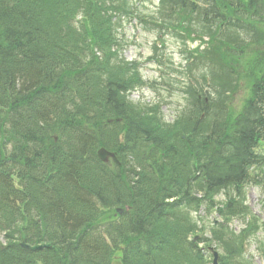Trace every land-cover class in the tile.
Here are the masks:
<instances>
[{"label":"trees","instance_id":"1","mask_svg":"<svg viewBox=\"0 0 264 264\" xmlns=\"http://www.w3.org/2000/svg\"><path fill=\"white\" fill-rule=\"evenodd\" d=\"M123 3L0 0V264H205L189 241L197 227L176 206L231 189L219 212L244 213L238 198L264 138V52L252 49L264 43V0H159L172 26L233 7L248 37L238 55L196 53L188 72L203 70L218 100L188 85L171 124L127 100L139 80L118 57L111 18ZM244 85L242 108H228L224 94ZM100 147L120 165L101 163ZM117 207L128 210L115 217ZM213 236L220 264H251L238 237L230 247Z\"/></svg>","mask_w":264,"mask_h":264},{"label":"rangeland","instance_id":"2","mask_svg":"<svg viewBox=\"0 0 264 264\" xmlns=\"http://www.w3.org/2000/svg\"><path fill=\"white\" fill-rule=\"evenodd\" d=\"M136 0L131 1V5L134 4ZM148 1V0H147ZM156 0H150L149 2H143L138 6L137 10L134 9L136 12L141 13H148L149 15H152L155 13L156 10ZM133 25H135V21H123L121 23V33H123L122 38L124 40L125 48L123 49L122 56L126 61H137L140 65V74L144 79L149 81H157V83L160 82V78L162 76L161 70L165 68V64L158 65V68L155 64L149 63L148 58L152 57L154 55L153 51V44H156L158 47V52H156V56H161L162 58L167 59L168 61H171L173 63V67L176 68L180 63L181 54L180 51L184 49V47L181 45L179 41L172 37L164 36L163 42L164 45L162 46L161 41L158 39V33H152L150 31L145 30L142 26H140L139 31H136L133 28ZM136 38V40H135ZM188 48H196L200 45L199 41H196L195 43H187ZM163 80L166 81L165 72ZM178 74H172L173 79H171V83L174 85H177L174 88L169 89L168 92H163V89H167L166 84H160V92H161V98L168 101V105L163 104L162 107V114L164 116L165 121L171 122L177 113L184 107L186 104L185 96L181 94V88L186 85L185 76L181 74L180 71H178ZM160 73V74H159ZM245 97L244 91H239L236 93L233 97H231V103L234 104L236 107L241 106L243 99ZM131 101L138 102L141 101V103H153L161 102L157 98V93L155 91L148 89H143L142 92H136L131 95ZM178 109V110H177ZM176 110V111H175ZM223 199V196H218L215 200L221 201ZM246 199L248 206L251 208L252 212L255 213L259 219L260 222H264V205H262L261 202H259L260 199V191L259 189H250L248 190V193L246 194ZM195 214V213H193ZM215 214L209 211H206L204 208L198 213V217L200 218L202 222V226L205 228V236L209 237L208 235V229L210 228L211 221L213 220L212 217H214ZM233 224L237 227V229H240L241 224L238 221H234ZM263 240L264 241V232L260 233L257 238L251 241L247 251L248 253L252 254L255 258L258 260L253 259L254 264H264L262 260L258 258V253L256 252V240Z\"/></svg>","mask_w":264,"mask_h":264},{"label":"water","instance_id":"3","mask_svg":"<svg viewBox=\"0 0 264 264\" xmlns=\"http://www.w3.org/2000/svg\"><path fill=\"white\" fill-rule=\"evenodd\" d=\"M97 157L98 159L103 162V163H107L109 159H112V161L115 164H118L117 160L115 159L114 155L112 153L107 152L106 150H104L103 148L99 149L97 151ZM21 246L26 249V250H30V251H38L41 250L45 247H49V246H34V247H30L25 245L24 243L21 244ZM216 257V255H215Z\"/></svg>","mask_w":264,"mask_h":264}]
</instances>
